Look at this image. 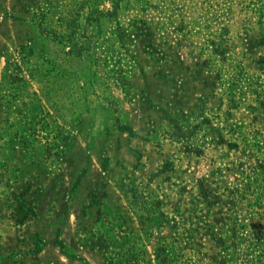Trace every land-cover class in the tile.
<instances>
[{
  "label": "rangeland",
  "instance_id": "374dc122",
  "mask_svg": "<svg viewBox=\"0 0 264 264\" xmlns=\"http://www.w3.org/2000/svg\"><path fill=\"white\" fill-rule=\"evenodd\" d=\"M0 264H264V0H0Z\"/></svg>",
  "mask_w": 264,
  "mask_h": 264
},
{
  "label": "trees",
  "instance_id": "16d2710c",
  "mask_svg": "<svg viewBox=\"0 0 264 264\" xmlns=\"http://www.w3.org/2000/svg\"><path fill=\"white\" fill-rule=\"evenodd\" d=\"M120 128H121L122 130H123V129H124V130H126V129L130 130L129 127H122V126H120ZM232 145H233V144H232ZM257 189H259V188H257ZM257 189H256V190H257Z\"/></svg>",
  "mask_w": 264,
  "mask_h": 264
}]
</instances>
